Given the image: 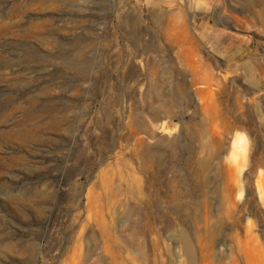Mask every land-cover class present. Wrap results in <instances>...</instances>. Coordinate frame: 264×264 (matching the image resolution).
<instances>
[{"label":"rangeland","instance_id":"rangeland-1","mask_svg":"<svg viewBox=\"0 0 264 264\" xmlns=\"http://www.w3.org/2000/svg\"><path fill=\"white\" fill-rule=\"evenodd\" d=\"M0 264H264V0H0Z\"/></svg>","mask_w":264,"mask_h":264}]
</instances>
